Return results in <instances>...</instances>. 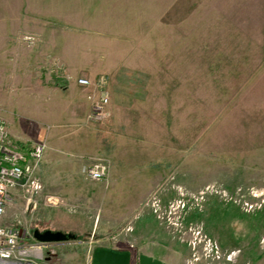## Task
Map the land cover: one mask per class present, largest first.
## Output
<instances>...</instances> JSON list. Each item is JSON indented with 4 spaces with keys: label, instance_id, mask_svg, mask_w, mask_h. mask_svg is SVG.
Wrapping results in <instances>:
<instances>
[{
    "label": "rangeland",
    "instance_id": "374dc122",
    "mask_svg": "<svg viewBox=\"0 0 264 264\" xmlns=\"http://www.w3.org/2000/svg\"><path fill=\"white\" fill-rule=\"evenodd\" d=\"M0 20L13 23L11 50L0 49V116L21 120L45 152L85 150L92 128L103 137L109 98L102 122L88 114L114 79L116 98L127 97L118 117L133 118L107 137L109 152H132L115 179L107 156H63L81 163L49 168L41 195L19 190L0 216L8 225L16 213L11 223L43 245L33 264H91L98 247L128 250L131 264L141 253L166 264H264V0H0ZM69 82L89 103L69 102ZM62 112L77 122L63 124L58 146ZM94 162L105 166L101 181L81 170ZM34 229L73 238L39 242Z\"/></svg>",
    "mask_w": 264,
    "mask_h": 264
},
{
    "label": "built area",
    "instance_id": "2783aa9c",
    "mask_svg": "<svg viewBox=\"0 0 264 264\" xmlns=\"http://www.w3.org/2000/svg\"><path fill=\"white\" fill-rule=\"evenodd\" d=\"M77 83L83 87L91 84L90 80L84 77L78 78ZM108 98V92L102 91L93 99L88 114L90 120L102 122L108 117ZM45 148L46 143L42 140L32 142L29 146L21 144L9 133L5 120L0 116V216L14 202L15 190L25 191L29 188L30 194H34L41 189L42 184L36 171ZM81 170L88 179L100 180L104 176L105 166L102 162H94L83 166ZM28 201H31V196ZM46 201L49 205H55L59 199L49 195ZM21 234V230L16 231L0 224V264H33V260H29L28 256L40 258V243H22L18 239Z\"/></svg>",
    "mask_w": 264,
    "mask_h": 264
},
{
    "label": "crops",
    "instance_id": "0c3cea01",
    "mask_svg": "<svg viewBox=\"0 0 264 264\" xmlns=\"http://www.w3.org/2000/svg\"><path fill=\"white\" fill-rule=\"evenodd\" d=\"M4 4H6V1H4ZM6 21L7 20H0V39L3 40V42H4V43H0V46H1L0 49L3 48V47L5 48L6 45H7L8 49L11 50L12 39H13V23L10 22V21L9 22H6ZM0 73H2V72H0ZM9 76H12L11 73L9 74ZM114 82L117 83V85H120V83H121L120 79L118 81H116L114 79ZM67 85L69 86V92L71 94V99H70L69 102H75L76 103L77 100H79V98H80L83 103H85V102L89 103V99H88V93L89 92H87V91H85L83 89H81V92L80 91L77 92L76 88H77L78 84L76 82L75 83L74 82H69V83H67ZM117 85L113 86V84H111L110 89L109 88H108V90L106 89L107 92L110 95L109 96V102H110V108L112 110L113 116H111V118L109 120V123L105 125V127L102 129V131L100 130L101 132L105 133L103 135V137H100V135L97 134V132L92 128L91 129L92 132L90 131L92 136L90 135V138L86 141V143H85L86 149L85 150H82L81 152H79L77 150H76V152H70V151L69 152H44L42 160H41V162L39 164V167H38V169L36 171V174H37V176L40 179L41 184H42L41 190L39 192H37L38 196L41 195L44 192V189L48 188L47 187V182L45 180V179H47V177H45L46 170H49V168L56 167V166H58V167L59 166L67 167V169H69V167L70 168L71 167H75V166H77V165H79L81 163L80 160H78V162H74L73 159L67 160L65 162V161H63V159L66 156L67 157L76 156L77 158L78 157L87 158V157L94 156V155L107 156V157L110 158V160L112 162V166L110 167V171H109V174H108V179L113 180V179H115L118 176V173H119L118 171H120V167H122V165L123 166L125 165V163L123 161H120L121 157L124 156L123 154L128 153L130 155V154H132V152H109L108 149H109L110 145L107 146L108 143H109L107 137L109 135V132H111V131H112L111 132V136L112 135H118L119 131H121V125L132 124L133 118H130V117L129 118L128 117L119 118L118 117L119 113H118L117 109L119 108L118 106H121L119 103L127 104V102H126L127 101V97H125L126 98L125 102H120L116 98V90L115 89L117 88ZM36 93L38 94L40 92L36 91ZM58 93L59 92H57V91L55 92V97L54 98H56V95ZM76 94H78V97H76ZM130 101H132V99H130ZM52 104L54 105V102ZM52 104H51V107L53 108ZM128 105L131 106V102H129ZM30 107L40 108V107H38L37 104H33V103L30 104ZM53 109H55V108H53ZM61 116L64 117V119H62L61 121H57L55 124H58V125L56 127H54L53 130H52L53 131V136L56 138L55 143L58 146L64 140H66L65 136H64V129H63L64 127H62L63 124H69V123L70 124H76V122H77V119H72V118L65 119V117L68 116V114H65L63 112H62ZM61 116H60V114L57 115V117H61ZM4 118L6 120V123H7V126H8L10 134L16 140H18L21 144L29 146L32 143V136L29 134L28 129L27 130L24 129V124L21 122V120H16V119L9 118V117L6 118L5 116H4ZM37 119H39V116H37ZM81 130L83 132V129H81ZM73 133H75V136H81L79 141H78V144L84 143L83 140H81V138H83L84 136L86 137L87 134L85 132L79 134L80 131H79V128H78V129H75L73 131ZM94 133H96V134H94ZM111 143H112L111 146H113V148L114 147L118 148V144L116 142L112 141ZM88 146H89L90 150L87 149ZM75 147L77 148V145ZM63 153H65V155H63ZM63 156H65V157L63 158ZM73 158H75V157H73ZM126 164L130 166L131 172L136 173L137 175H139V168L140 167L138 165H135L136 169H135V172H134L132 170L134 167H131L132 164L131 163H126ZM135 181H137V180H135ZM95 182H97V181H95ZM48 191H50L52 193L51 195H55L53 193H55L56 191L52 190L51 188ZM14 193H15L14 202L12 204H10L6 208L8 210L9 209L11 210L12 209L11 208L12 205L16 202L15 200L17 199V196H18V190H15ZM38 198L39 197H37L36 200ZM36 200H34V209H35V206H36ZM46 205H48L49 207L51 206V208H53L52 205H49V204H46ZM6 209H5V211H6ZM45 212L42 211V213H36V215L40 216L39 217L40 219H43L45 217H48V213L47 212L45 213ZM11 214H9L10 217H11L10 218V223L8 225H6V226H8L9 228H12L13 230H16V231L17 230L18 231L19 230L22 231V228H20L16 223H11L12 222L11 220L14 219V217H17L16 216L17 214L16 213L13 214L15 216H12ZM23 230L25 231V233L26 232L28 233L27 229H23ZM22 234H21V237L19 238L20 241H22L23 243H26V244L30 243L29 240L25 239L27 234L25 235V237H23ZM44 244H46V243H44ZM51 245H53V243ZM40 246L42 247L43 245L40 244ZM149 255L152 256L151 254H149Z\"/></svg>",
    "mask_w": 264,
    "mask_h": 264
},
{
    "label": "water",
    "instance_id": "95a60500",
    "mask_svg": "<svg viewBox=\"0 0 264 264\" xmlns=\"http://www.w3.org/2000/svg\"><path fill=\"white\" fill-rule=\"evenodd\" d=\"M32 236L39 242H57L73 238L70 233L62 231L34 229ZM91 264H131V253L128 250L117 251L106 247L95 248L92 252ZM135 264H166L160 259L153 258L146 254H139Z\"/></svg>",
    "mask_w": 264,
    "mask_h": 264
}]
</instances>
